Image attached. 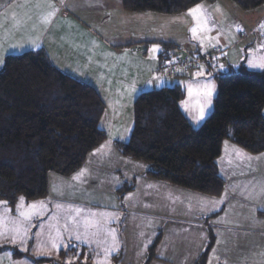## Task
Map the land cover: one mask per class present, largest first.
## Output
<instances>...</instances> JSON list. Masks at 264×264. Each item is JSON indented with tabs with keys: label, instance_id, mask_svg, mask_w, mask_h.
Listing matches in <instances>:
<instances>
[{
	"label": "crops",
	"instance_id": "1",
	"mask_svg": "<svg viewBox=\"0 0 264 264\" xmlns=\"http://www.w3.org/2000/svg\"><path fill=\"white\" fill-rule=\"evenodd\" d=\"M97 3L103 6L89 8ZM198 5L203 9L199 21L205 25L206 20L212 46L201 47L191 41L189 33L187 40L179 43L172 38L173 30L168 29L163 35L167 41L160 44V60L175 66L178 56L185 54L187 66L173 72L172 77L180 82L172 77L169 82L156 78L159 85H164L161 88L179 86L184 91L182 102L188 101L190 111L184 110L182 102L180 109L194 128L212 112L217 77L238 73L240 68L264 73V67L250 66L264 65V5L248 11L230 0ZM99 11L122 13L120 0H0V58L43 50L53 65L54 55L72 48L73 25L88 32V25L98 21ZM188 12L172 18H191L190 30L196 21ZM139 14L136 17L143 22L170 18ZM117 40L124 43L127 38L120 35ZM209 54L210 58L203 59ZM196 60L200 61L198 65ZM77 61L79 65L83 62ZM192 71H203L204 75ZM209 83L212 96L197 95ZM155 87L156 83L151 90L158 89ZM189 88L193 89L191 98L187 95ZM97 91L106 111L104 96ZM208 99L211 102L205 107L204 120L195 123L197 101L203 105ZM101 121L105 141L89 153L84 166L73 175H48L47 197L27 203L44 205L31 209L37 212L40 224L35 239L31 244L26 242L25 250L17 245L0 246V256L5 254L0 264H144L148 248L158 235L160 240L149 264H195L210 234L212 246L205 264H264V153L252 155L224 141L216 160L224 189L219 197L212 198L147 178L146 166L140 164L143 168L136 170L139 163L126 161L114 147L116 141L127 140L119 135L121 125L115 124L114 132ZM106 178L111 184L108 187L104 186ZM124 184L133 189L119 201L116 191ZM131 210L136 214L130 222L138 229L127 226L126 216ZM139 221H144L143 230ZM14 250L24 255L15 257Z\"/></svg>",
	"mask_w": 264,
	"mask_h": 264
},
{
	"label": "trees",
	"instance_id": "2",
	"mask_svg": "<svg viewBox=\"0 0 264 264\" xmlns=\"http://www.w3.org/2000/svg\"><path fill=\"white\" fill-rule=\"evenodd\" d=\"M214 1L121 0V4L129 13L172 16ZM230 1L243 11L264 5V0ZM161 57L158 68L163 73L167 64ZM216 85L212 112L197 128L180 109L184 91L179 86L139 94L133 102L129 137L114 147L123 157L144 164L151 180L219 197L225 183L216 160L224 141L252 155L264 153V73L240 68L217 77ZM104 113L98 91L56 69L43 50L6 57L0 69V200L13 207L21 197L44 199L49 174L69 177L79 171L106 139L100 127ZM132 189L124 184L116 191L118 200ZM159 240L158 235L144 264L154 258ZM211 246L210 234L195 264H205ZM13 254L24 255L16 250Z\"/></svg>",
	"mask_w": 264,
	"mask_h": 264
},
{
	"label": "rangeland",
	"instance_id": "3",
	"mask_svg": "<svg viewBox=\"0 0 264 264\" xmlns=\"http://www.w3.org/2000/svg\"><path fill=\"white\" fill-rule=\"evenodd\" d=\"M98 5L103 6L101 3H97L91 4L89 8ZM120 11L123 14L121 12L105 14L103 11H99L96 13L99 15L98 21L96 24L88 25V32L80 28L78 24L73 25L72 48L66 53L56 54L52 58L56 69L77 81L92 85L101 92L107 104L105 113L108 111L107 116L104 113V119L101 122L108 126L109 131H114L113 126L115 124L118 123L117 127L121 125L119 135H123L125 140V138L128 139L131 131L133 102L137 94L151 90L152 85L155 83L157 86L155 88H161L164 85H159L161 83L156 80L157 77L169 82L168 78L173 76L175 68L187 66V64H184L186 63L184 61L186 55L180 54L175 66L167 64L164 73L159 70L158 53L161 51V42L167 41L163 36L167 30H173L174 36L172 38L178 40L179 43L186 41L189 33L188 36L191 41L199 42L201 47L202 45L212 46V38L209 36L207 26L200 23V21H196L195 28L198 31L197 36L193 38L191 29L189 30L188 27L189 22L192 21L191 18H172L179 16L172 15L169 16L171 20L167 17V20L158 18L157 20L143 22L136 17V15L141 16L142 14L125 12L121 0ZM120 35L121 38H127V41L122 43L117 40ZM203 52L205 53V49ZM5 58H0V62L2 61L0 69ZM75 60L83 62L79 65L78 61L75 63ZM193 66L196 67L194 64ZM171 69H173L172 73L170 72ZM194 73L198 74V72ZM174 80L176 82L181 81L175 78ZM112 110H115V112L111 114ZM126 159H128L126 161H131L129 158ZM140 164L145 166L139 163V168L136 170L142 167ZM130 173L131 171H129ZM137 173H134V175ZM109 184L110 180L106 178L104 186L108 187ZM20 199L15 202L13 207L8 206L7 203L0 205V246L11 247L17 245L19 250H25V247H27L26 242L31 244L33 238L35 239L34 234L40 224L38 225L37 212L35 211L34 214L31 208L28 207L31 205L27 204L30 201L24 199L23 208L18 209ZM0 202L4 201L0 200ZM19 211L29 213L31 219H23L19 216ZM133 214H136L134 210L129 211V214H127V226L132 225L134 229H138L130 222L135 217ZM143 222L139 221L141 230H143ZM144 224L147 225V221ZM14 228L19 229V234L12 230ZM4 255H1L0 258H3Z\"/></svg>",
	"mask_w": 264,
	"mask_h": 264
},
{
	"label": "snow or ice",
	"instance_id": "4",
	"mask_svg": "<svg viewBox=\"0 0 264 264\" xmlns=\"http://www.w3.org/2000/svg\"><path fill=\"white\" fill-rule=\"evenodd\" d=\"M202 14H203V9L199 5H197L196 7L192 8V9H190L189 12H188V15L192 16L194 21H199ZM204 23L206 25V23H207L206 20L204 21ZM197 31L198 30L195 27L191 29V34H192L193 38H195L197 36ZM250 66L251 67H264V65H260V64H250ZM198 74L202 76V75H204V72L200 71ZM212 92H213V86L209 83L202 92L197 91V95H203V96H205L207 98H210L212 96ZM187 95L190 98L193 96V89L192 88L188 89ZM210 102H211L210 99H208L207 102L202 105V104H200L199 101H197L196 108H197L198 111H197V114L193 118L195 123H199L200 121L204 120V118H205V107L207 106V104H210ZM182 107L184 108V110L186 112L190 111V106H189L188 101L182 102ZM82 173H83V170H82ZM4 203H6V202H0V205H2ZM23 206H24V198L21 197L20 203L18 204V209L23 208ZM43 206L44 205L41 202L39 205L32 204V205H29L28 207L31 208V209H36L37 207H43ZM77 211H79V210H77ZM18 214L23 219H26V220H30L31 219V215L29 213H26V212H23V211H19ZM12 230L15 231L17 234H19V229L18 228H14ZM13 242H15V241H13ZM53 247H56V245L53 244Z\"/></svg>",
	"mask_w": 264,
	"mask_h": 264
},
{
	"label": "built area",
	"instance_id": "5",
	"mask_svg": "<svg viewBox=\"0 0 264 264\" xmlns=\"http://www.w3.org/2000/svg\"><path fill=\"white\" fill-rule=\"evenodd\" d=\"M199 62H200L199 60H196V62H195V63L198 65V64H199ZM164 72H165V71L163 70V73H164ZM170 72H171V71H170Z\"/></svg>",
	"mask_w": 264,
	"mask_h": 264
}]
</instances>
